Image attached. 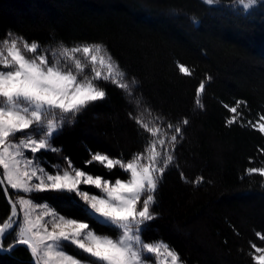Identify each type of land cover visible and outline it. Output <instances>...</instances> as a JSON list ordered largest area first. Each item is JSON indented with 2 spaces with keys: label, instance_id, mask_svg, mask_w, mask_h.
Returning a JSON list of instances; mask_svg holds the SVG:
<instances>
[{
  "label": "trees",
  "instance_id": "1",
  "mask_svg": "<svg viewBox=\"0 0 264 264\" xmlns=\"http://www.w3.org/2000/svg\"><path fill=\"white\" fill-rule=\"evenodd\" d=\"M6 39L38 42L49 56L62 46L98 43L136 81L132 96L101 81L106 99L64 126L53 141L62 155L47 153L48 161L67 157L84 167L89 150L129 159L143 151L147 135L133 116L187 119L144 238L166 242L183 264H255L253 243L264 247V177L247 170L264 168V133L248 121L264 113V0L248 10L240 0H0V48ZM201 82L202 107L196 104ZM240 100L242 115L228 126L234 114L224 105ZM86 170L112 175L98 165ZM36 195L69 211L51 193ZM10 210L0 188V221ZM14 239L8 234L4 246ZM0 264L33 263L17 246L0 253Z\"/></svg>",
  "mask_w": 264,
  "mask_h": 264
},
{
  "label": "snow or ice",
  "instance_id": "2",
  "mask_svg": "<svg viewBox=\"0 0 264 264\" xmlns=\"http://www.w3.org/2000/svg\"><path fill=\"white\" fill-rule=\"evenodd\" d=\"M205 2L212 5L214 0ZM240 4L248 10L257 0H240ZM20 43L6 39L0 48V188L11 205L10 215L0 221V253L24 245L33 264H183L175 249L166 242L147 241L144 233L156 219L155 193L173 163L175 146L183 139L182 125L188 120L165 122L158 115L145 122L133 116L139 130L147 134L143 151L125 159L122 154L89 150L84 167L67 157L53 164L46 154L62 155L53 141L64 126L91 104L106 99L101 81L129 96L136 81L128 80L98 43L62 46L50 56L38 42H24L22 47ZM180 71L190 74L183 66ZM205 87L201 82L196 92L201 107ZM244 104L240 100L235 106L224 105L234 114L227 119L228 126L238 122ZM248 124L264 133V113ZM94 165L112 175L86 170ZM114 169L126 176H116ZM247 171L264 177V168ZM43 193L53 194L51 199L64 202L69 211L62 213L51 203L37 202L46 201L36 195ZM8 234L15 239L5 247ZM259 235L264 240V233ZM252 247L259 253L253 256L255 264H264V247L255 243Z\"/></svg>",
  "mask_w": 264,
  "mask_h": 264
},
{
  "label": "rangeland",
  "instance_id": "3",
  "mask_svg": "<svg viewBox=\"0 0 264 264\" xmlns=\"http://www.w3.org/2000/svg\"><path fill=\"white\" fill-rule=\"evenodd\" d=\"M246 2H247V0H246ZM20 47H22L23 46V44H20L19 45ZM4 46H2L1 48H3ZM5 54H6V52H5ZM28 55H31L30 53H28ZM78 56L80 55V54H77ZM0 171L2 172V169H0ZM12 192H14V190H12L11 188H9ZM93 191H95L94 189H93ZM15 193V192H14ZM16 195V194H15ZM22 195V194H21ZM15 197V196H14ZM72 248V247H71ZM258 255H259V253H257Z\"/></svg>",
  "mask_w": 264,
  "mask_h": 264
},
{
  "label": "water",
  "instance_id": "4",
  "mask_svg": "<svg viewBox=\"0 0 264 264\" xmlns=\"http://www.w3.org/2000/svg\"><path fill=\"white\" fill-rule=\"evenodd\" d=\"M3 190V189H2ZM5 198H6V200H7V202H8V197L7 196H5ZM9 204V203H8ZM10 205V204H9ZM10 208H11V205H10ZM10 213H11V210H10ZM10 215V214H9ZM17 246H23V247H25L26 248V246H24V245H17ZM16 246V247H17ZM3 253H8V252H3ZM29 253H30V251H29ZM30 255H31V253H30ZM32 263H33V261H32Z\"/></svg>",
  "mask_w": 264,
  "mask_h": 264
}]
</instances>
